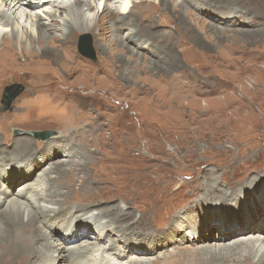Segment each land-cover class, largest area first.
<instances>
[{
	"label": "rangeland",
	"instance_id": "rangeland-1",
	"mask_svg": "<svg viewBox=\"0 0 264 264\" xmlns=\"http://www.w3.org/2000/svg\"><path fill=\"white\" fill-rule=\"evenodd\" d=\"M74 1L80 2L61 0L56 5L63 11ZM172 1L159 5L152 0L143 15L123 27L120 38L121 31L113 25L118 17L116 6L123 0L113 3L103 27L96 25L104 17L99 13L88 33L85 30L89 29L73 31L65 40L54 36L44 42V49L37 43L25 51L19 48L12 59L1 58L0 142L7 140L13 146L15 138L32 137L31 149L40 156L49 149L47 142L53 141L60 155L39 170L62 163L75 168L67 166L66 176L50 175L54 184H62L58 189L67 199H59L66 207L83 200L90 212L118 206L131 212V218L120 223L116 214H110L117 224L106 220L113 240L106 241L115 242V250L122 252L136 244L148 247L140 244L146 243L142 239L154 246V237L161 235L157 230L167 233L171 220L180 216L188 218L192 230L198 229V242L191 243L184 229L178 237L172 234L174 245L168 244L173 246L152 247L151 255L140 260L152 264L176 253L180 264L192 260L193 264H212L204 249L225 248L238 240H244L242 246L250 244L257 233L221 238L237 230L240 223L249 228L264 224V0H202L216 13L242 15L225 23L189 8L193 0L187 5L182 0L177 8ZM97 8L103 11L101 0ZM137 21L147 23L142 27L145 32L152 28L149 36L142 37L155 51L148 57L132 52L137 45L122 41ZM26 26L37 33V27ZM85 34L90 35L96 60L80 52V37ZM13 84L21 85L23 92L4 110V90ZM36 90L34 96L50 101L49 110L23 103ZM42 131L53 133L48 141L31 134ZM17 148L12 152L20 151ZM213 185L226 194L210 193L207 188ZM51 192L55 197V190ZM140 217L139 228L150 224L153 228L131 231L134 226L130 224ZM63 234L59 230L56 238L62 240ZM204 237L208 240L199 241ZM86 238L95 243L99 230L89 231ZM155 243H163V238ZM104 247L106 242L95 256H101ZM246 255L243 251L224 259L259 264L257 258ZM136 258L130 255L127 259ZM111 263L122 262L113 258ZM56 264H63V259Z\"/></svg>",
	"mask_w": 264,
	"mask_h": 264
},
{
	"label": "bare ground",
	"instance_id": "bare-ground-1",
	"mask_svg": "<svg viewBox=\"0 0 264 264\" xmlns=\"http://www.w3.org/2000/svg\"><path fill=\"white\" fill-rule=\"evenodd\" d=\"M60 1L61 0H0V59H12L15 55L11 54H15L19 48H26V50L31 49L32 46L37 43L42 49H44V42L48 39L52 40L54 36H57V38H60L61 40H65L69 34L73 33V31L80 32L83 29H89L85 30V32L88 33L91 29H93V27H95V22L100 16L99 13H102L104 17H100V21L96 25H106L104 19L106 16L111 14V7H113V3L119 4V0H101L104 8L103 11H100L97 8L98 1L100 0H80L78 3L74 1V3L72 2L71 4H67L62 11L61 7L57 6ZM151 2L152 0H123L120 7L116 6L118 9L116 10L115 8V12L117 13L118 17L117 22H115V25L113 26L115 28L117 27L121 31L120 33L118 31V38L123 36L121 34L125 33V28L123 27L130 22V19L137 17V15H143L145 10L149 9ZM154 2L162 5L165 0H154ZM188 2L192 1L184 0L183 4L187 5ZM193 2L194 4L192 3L191 5L187 6H189V8H193L194 11L204 12V15H211L213 21L214 17L218 19V21H221V23L232 22L231 20H235L237 16L242 17V15H239L236 11H233L236 15H233L231 13L232 11L226 14L219 12L216 13V11L213 9V6H211V4L206 1L201 0L199 2V0H196L195 2V0H193ZM171 4L173 8H177L182 4V0H177L176 2L172 1ZM52 5L54 7L49 11L45 9L46 6L48 7ZM33 9L35 13L30 11ZM27 10L30 12H27ZM215 14H218V16H215ZM23 21L24 23L27 22L30 24L33 28L37 27V33H33V31L31 32V30H29L30 26H26L27 23L26 25L23 24ZM143 25L148 26L145 21L144 23H140L139 21L135 22L132 27L130 26L131 30L129 29L130 31L126 33L122 41L126 45H137L133 48L132 52H135L137 55H142L144 53V56H147V54H154L155 51L152 52V44L148 43L147 39L144 40L142 38L146 35L149 36L151 34L150 29L152 28L151 26L147 27L149 28L147 29L148 32H145L142 30ZM136 26L138 28H136ZM139 29H141V31ZM102 30L104 31L105 28ZM57 33L60 34L57 35ZM103 34L104 32L100 33V35ZM76 36L78 37L79 34ZM147 43L150 46H148ZM28 44L29 48L27 47ZM144 62L145 61L143 60V64ZM148 62L149 61H147V64ZM36 92H38V90L32 92L31 95L25 96L23 98V103L29 105L35 104L38 109L43 107L44 109L49 110V108H51L50 101L34 96V93ZM40 114L42 115L43 113ZM51 115L52 118L49 119L53 120V114ZM5 121L7 120L5 119ZM16 129L18 128H15L14 131ZM13 142V146L7 140L2 144L0 142V264H48L52 261V259V264H56V262L60 259H63V264H124L125 260L127 261V264H144L147 261L140 260V258H147L148 255H151L152 247H155L154 250H157L158 247L169 245L173 246L174 243H172V241L174 242V237L180 236V233L184 229L186 236L190 238L191 243L198 242V229L192 230L191 222H189L188 218H182L179 216L176 219H174V217V220H171L172 222L170 221L171 226L169 227L167 233L166 230H157V233L159 232L161 234L160 237L163 238V243H155L160 239V237H154V240L151 243V245L154 246H149L148 239H142L141 242L146 243L140 244L148 247H139V245L136 246V243L140 242L136 241V245L126 246L122 252L115 250V242L112 243L106 241L107 238H109L110 241H113L112 236H109V234L112 233L106 220H108L110 224H117L116 219L111 218L110 214H116V218L118 219L117 222L120 223L121 220L131 218L132 213L125 211V209L121 208V206L112 207L107 210L89 208L91 209L90 212L85 206H83V200H77V203L66 207L65 202L61 204L62 201L59 199V197H64L67 199L66 195H62L61 189L60 191L58 189V186H62V184H54V182L50 179V175L55 173L60 177L62 175L66 176L68 170L67 166L70 169L75 168L62 163V166L57 165L56 167H52L50 165V167L47 169L39 170L44 162L51 161L52 158L60 155L59 148H56L55 145H52L53 141H48L47 145L50 146L49 149L45 150L43 153H40L41 155L39 156L37 151H33L31 149V146L35 143V140L32 139V137L27 139L15 138L12 140V143ZM17 147H20V151L12 152L13 148L15 149ZM62 147L66 148L65 146ZM57 167L59 168L58 171H54L52 173V171ZM86 189L90 190L88 188ZM207 189L210 191V193L216 194L217 192H221L226 194L224 191H218L215 185L209 186ZM52 190H55L56 192L55 197L51 192ZM70 201H72V199ZM48 205H55L56 207L52 208ZM63 206L66 208H63ZM99 206L100 205L97 207ZM237 206H239L238 203L236 204V207ZM139 219L135 223L133 222L130 224L132 227L134 226L133 230L131 231L142 232L153 228L151 224L149 228L148 226H146L144 229L139 228L138 224H140L142 220L141 217ZM192 219L190 220L192 221ZM249 227L250 225H248V227H243V223H240L237 230H234L228 236L220 238L222 241H225L234 234L237 236H244L248 235L246 234L247 231H251L257 233V239H250V244L244 242L246 243L245 246H242L244 240H238L237 242H234L233 245L226 246L225 248L207 247V250H204L209 252L210 258H208L210 262L212 264H235L226 261L224 258L237 255L239 256L240 252L245 251L247 254L246 257H255L258 259L257 263L264 264V241H261L260 239L261 235L264 234V224L261 225V227ZM115 228L116 227H114V230H116ZM59 230L64 232L62 240L56 238ZM92 230H99L100 239H97V243L89 242V240H87L89 238H86L87 234H89V231ZM172 234H175L174 237H171ZM81 238L84 240L82 244L80 243L83 241L80 240ZM220 238H218V240H220ZM203 239L208 240V237L199 239V241ZM105 242L106 247L103 248L101 256H95V253L101 251V245ZM170 242L173 245L168 244ZM149 251L151 253H149ZM130 255L136 256L137 258L131 260L127 259ZM113 258L120 260L122 263H111ZM36 260L38 261L37 263ZM192 262L193 260L190 262L188 261V264H193ZM152 264L180 263L178 262L176 253H169V258L167 260L164 259L163 261L162 259H158L157 261L152 262Z\"/></svg>",
	"mask_w": 264,
	"mask_h": 264
},
{
	"label": "water",
	"instance_id": "water-1",
	"mask_svg": "<svg viewBox=\"0 0 264 264\" xmlns=\"http://www.w3.org/2000/svg\"><path fill=\"white\" fill-rule=\"evenodd\" d=\"M80 52L93 59L96 60L95 52L93 47L91 46V38L89 35H84L80 38V45H79ZM23 92V87L19 84H14L11 86H6L3 94L2 104L4 110H8L11 106V103ZM16 133L21 134L22 132L16 131ZM36 139L38 140H47L53 134L49 131H42V132H32L31 133Z\"/></svg>",
	"mask_w": 264,
	"mask_h": 264
}]
</instances>
